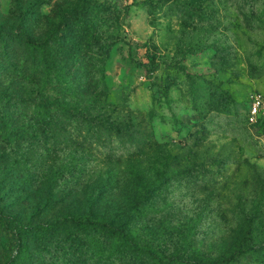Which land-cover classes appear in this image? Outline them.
I'll list each match as a JSON object with an SVG mask.
<instances>
[{"label":"rangeland","instance_id":"rangeland-1","mask_svg":"<svg viewBox=\"0 0 264 264\" xmlns=\"http://www.w3.org/2000/svg\"><path fill=\"white\" fill-rule=\"evenodd\" d=\"M87 25L106 51L91 47ZM23 33L46 43L44 62L16 44ZM256 97L264 102V0H0V211L25 226L115 219L160 264L241 249L251 251L229 264H264ZM40 105L116 121L123 135L66 128L58 115L48 124ZM54 231L43 252L59 253L53 264H75L73 242L98 241ZM11 235L0 226V264Z\"/></svg>","mask_w":264,"mask_h":264},{"label":"trees","instance_id":"trees-1","mask_svg":"<svg viewBox=\"0 0 264 264\" xmlns=\"http://www.w3.org/2000/svg\"><path fill=\"white\" fill-rule=\"evenodd\" d=\"M89 44L92 48L99 52L106 51L105 43L99 40L97 34L93 31L91 25L85 27ZM22 40L16 44L20 47L23 46L27 49V56L32 63L45 60V45L46 43H36L30 41L25 33L21 34ZM49 42V41H46ZM81 52V51H80ZM79 51H74L71 60L75 63V72H81L84 76L87 72L88 61L81 57ZM67 90L72 92V88ZM75 90V87H74ZM77 91V90H76ZM79 92V91H77ZM73 93V92H72ZM40 105L35 113L39 114L48 124H51L53 115H58L61 120L65 122L66 128L72 124L78 125L81 121L86 124V129L96 137L106 136L107 139L123 135L118 128L116 121H102L96 117L84 119L77 117L74 113L70 112L66 107L58 109H49ZM63 115V116H62ZM80 127H76L78 130ZM67 130V129H66ZM125 135L130 138V133L127 131ZM0 226L8 228L12 238L9 243L8 259L10 264H39L38 258L42 257L41 262L45 258H49L52 262L45 264H53L55 256H44L46 250L49 248L48 241L51 244L56 240L57 234L54 230L70 227L73 231L84 232L86 234H94L98 241L91 243L90 246L75 241L68 247L70 258L75 264H160L159 256L153 249L141 245L137 240L132 237L125 230V224H120L115 219H91V218H78L75 216H64L55 221L43 223L40 226H25L19 223L13 216L0 211ZM100 245H97L98 242ZM38 247H33L37 246ZM32 249L37 250L34 253ZM251 249L236 250L232 253L229 260H187L181 259L177 256L169 258L164 264H229L240 254L250 252ZM40 260V259H39Z\"/></svg>","mask_w":264,"mask_h":264},{"label":"built area","instance_id":"built-area-1","mask_svg":"<svg viewBox=\"0 0 264 264\" xmlns=\"http://www.w3.org/2000/svg\"><path fill=\"white\" fill-rule=\"evenodd\" d=\"M261 116H264V102L256 97L249 106V122L254 123Z\"/></svg>","mask_w":264,"mask_h":264}]
</instances>
